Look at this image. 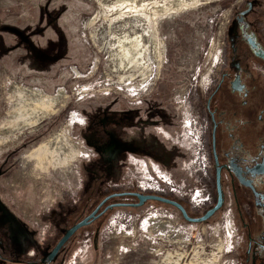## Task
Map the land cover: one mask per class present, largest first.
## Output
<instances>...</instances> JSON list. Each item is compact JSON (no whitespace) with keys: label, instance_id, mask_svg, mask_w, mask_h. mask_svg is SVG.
Instances as JSON below:
<instances>
[{"label":"rangeland","instance_id":"rangeland-1","mask_svg":"<svg viewBox=\"0 0 264 264\" xmlns=\"http://www.w3.org/2000/svg\"><path fill=\"white\" fill-rule=\"evenodd\" d=\"M102 1L0 0V248L10 259L40 261L100 201L153 181L160 191L143 192L187 200L192 217L210 207L195 208L188 198L205 182L213 186L206 105L229 68V33L246 29L238 17L248 7L247 21L264 42V0H197L163 16L155 65L102 43L110 41L102 5L111 3ZM27 90L57 101L46 116L39 112V124L19 130L18 92ZM66 130L80 156L54 167L50 144ZM230 196L201 223L168 204L133 208L127 198L115 200L52 264H242ZM149 218L169 223L182 245L147 231Z\"/></svg>","mask_w":264,"mask_h":264},{"label":"flooded vegetation","instance_id":"flooded-vegetation-1","mask_svg":"<svg viewBox=\"0 0 264 264\" xmlns=\"http://www.w3.org/2000/svg\"><path fill=\"white\" fill-rule=\"evenodd\" d=\"M251 10L252 8L248 7L238 17V20L246 25V29L242 30L239 25V29L233 27L229 33L232 48V52L228 54L229 68L221 74L206 105L211 123V150L208 153L210 161L207 168L212 174V189L205 182L201 184L199 195L192 197L188 193L184 195L189 196L195 208L210 205L202 214L204 216L216 205L218 199L216 175L219 169L223 204L226 193L231 192L230 201L234 205V212L244 238L242 264H264V42L259 40V34L247 21ZM200 152V156H203L202 147ZM201 174L206 173L203 171ZM136 193L148 195L151 192L111 194L98 203L97 218L85 227L113 209L116 205L115 200L127 198L129 206L138 208L132 206L138 203L133 195ZM171 201L181 205L189 218H199L189 215L187 200ZM180 214L185 219L181 212ZM65 233L55 243L47 257L40 261L36 259L27 261L26 258L10 259L6 251L0 248V264H52L73 237L62 246L52 260H49V256Z\"/></svg>","mask_w":264,"mask_h":264},{"label":"bare ground","instance_id":"bare-ground-1","mask_svg":"<svg viewBox=\"0 0 264 264\" xmlns=\"http://www.w3.org/2000/svg\"><path fill=\"white\" fill-rule=\"evenodd\" d=\"M197 0H103V20L107 21V29L103 32L106 39L102 43L116 46L115 51L124 53L130 59L133 53L145 64L155 65V60H160L161 43L158 34V24L160 19L183 7L196 4ZM194 4V5H195ZM183 10V9H182ZM18 98L21 105L18 108V128L27 129L39 124L43 118L50 112V104L57 101V98L49 99L41 95L38 91L27 90L25 93L18 92ZM49 105L48 107H43ZM54 107V106H52ZM42 113L43 116L38 117ZM16 113V112H15ZM14 113V114H15ZM52 114V113H51ZM72 120L70 121V124ZM16 125V124H15ZM14 125V127H15ZM69 126V125H68ZM52 153L49 157L52 159V166L62 167L68 160L75 156H80L79 147L70 142L68 130L60 136H55L50 144ZM65 167V166H64ZM147 231L157 232L165 241L170 244H179L181 237L177 233L169 230V223L161 221V218H149L146 222ZM157 234V233H156ZM180 250V249H179ZM181 255H175L178 259ZM216 258V257H215ZM214 259V258H213ZM167 262L171 257H167ZM174 261L173 264H177ZM209 264H214L210 261Z\"/></svg>","mask_w":264,"mask_h":264},{"label":"water","instance_id":"water-1","mask_svg":"<svg viewBox=\"0 0 264 264\" xmlns=\"http://www.w3.org/2000/svg\"><path fill=\"white\" fill-rule=\"evenodd\" d=\"M216 187H217V195H218V199L216 202V205L211 208L204 216L199 217V218H189L185 212V210L183 209V207L181 205H179L178 203L171 201L169 199L157 196V195H144V194H133L137 200L138 203L135 205H132L134 207H141L143 206L144 203H146L147 201H156V202H160L163 204H168V205H172L175 208H177L183 215V217L185 218L186 221L188 222H192V223H201L204 222L206 220H208L209 218H211L215 212H217L223 204V196H222V190H221V184H220V170L217 169V175H216ZM99 209V207L96 208V210L94 212H92L88 217L84 218L82 221L76 223L75 225H73L70 229H68L65 233V235L63 236V238L59 241V243L57 244V246L55 247V249L53 250V252L51 253V255L49 256V260H52L53 257L58 253V251L62 248V246L81 228L87 226L88 224H90L93 220H95L97 218L96 213L97 210Z\"/></svg>","mask_w":264,"mask_h":264},{"label":"built area","instance_id":"built-area-1","mask_svg":"<svg viewBox=\"0 0 264 264\" xmlns=\"http://www.w3.org/2000/svg\"><path fill=\"white\" fill-rule=\"evenodd\" d=\"M162 178H163V177H162ZM149 179H150L151 181L154 180V178H152V177H150ZM153 186H155V187H153ZM158 186H159L158 183L153 181V184H152L151 186H149V187H148V186H145V187L141 188V190H142V191L153 190V188H154V189H156V190L159 192L160 189H158V188H159ZM151 187H152V189H151Z\"/></svg>","mask_w":264,"mask_h":264}]
</instances>
